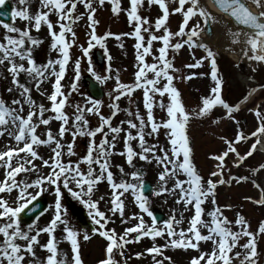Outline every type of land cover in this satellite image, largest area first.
<instances>
[{"label": "snow or ice", "instance_id": "6c2138e0", "mask_svg": "<svg viewBox=\"0 0 264 264\" xmlns=\"http://www.w3.org/2000/svg\"><path fill=\"white\" fill-rule=\"evenodd\" d=\"M107 2L114 15L125 13L131 29L129 32L118 35L106 32L102 36L96 34L98 21L95 13L98 7L105 5L106 0H38L39 9L35 13L29 11V0H19L22 9H13L11 15L14 19L18 17L26 22V26L21 29L8 23L3 24L6 31L0 37V66L7 72L10 80L11 86L7 91L14 95L10 103L0 99V137H4L6 133L10 140V144L5 145V150H0V194L15 191L16 196L13 206L4 195H0V264H83L79 254L78 233L64 219L61 188L89 209L88 215L94 225L92 232L98 233L106 241L105 258L98 264H120L115 259L116 255L121 257L123 264H127V259L124 258L126 246L138 243L141 237L150 238L153 244L145 252H136L134 255L140 258L146 253L151 264H165L166 261L172 264L171 258L164 254V250L168 248L195 250L198 255L191 257L189 264H257L256 239L258 235L264 234V221L259 223L255 233L249 230L247 221L239 213L234 221H230L224 216L222 207L217 205L216 189L218 185H230L233 182L240 184L250 178L233 175L227 167L226 158L231 154L234 157L232 166L240 167L257 150V145L264 137V107L257 105L255 109H249L258 123L254 131L245 134L234 117L242 101L229 104L222 98L217 53L198 41L202 31L211 32L210 25L224 23L230 45H241L239 50L247 60L264 63V0H213L231 18V25L209 11L203 0H128L126 8L121 7L120 0ZM3 3L4 0H0V4ZM145 3L157 8L158 14L151 21L149 17L140 15V9ZM78 6H82L83 11L78 13ZM253 7L255 12L252 11ZM176 14L180 15L181 21L177 30L171 31L168 20ZM53 16L54 21L51 19ZM197 16L200 20L193 22ZM81 20L85 21L89 29L87 46H80L84 57L89 56L90 49L99 46L105 50V55L110 60L104 44L109 36H114L117 41L122 36L134 39V80L122 83L119 75L115 77V86L108 93L111 103L108 105L110 114L107 116L101 111L102 101L91 95L86 96L82 102L71 103L69 100L72 92L77 91L76 81L80 78L81 63L79 57L73 61L75 79L67 93L61 83L72 58L70 49L77 39L74 25ZM42 26L46 27L50 38L49 52L54 51L57 56L44 63H37L32 53L42 40L35 38L31 32H39ZM154 42H158L159 46L154 48ZM184 47L190 51L197 48L204 50V56L184 67L198 68L204 61H208L210 72L207 75L214 83L209 95L201 97L200 105L192 111L185 109L173 81L181 78L187 80L197 73L183 77L173 75L179 70L172 62L174 57L169 58L170 50L176 52ZM228 50H232L231 47ZM147 57H151L152 62L149 63ZM111 71L109 64L106 72ZM88 72L100 84L111 78L110 75L101 76L94 72L91 61ZM199 75L203 76L205 73ZM21 77L24 82H21ZM46 82L50 90H42V85ZM260 87L264 88V85ZM33 90L48 102L47 105L33 99ZM136 90L142 93L143 114L139 105L134 111L125 108V118L113 125V119L121 111L118 101L121 97H127L131 104V97ZM252 91L256 89L253 88ZM247 99L248 95H245L243 100ZM217 106L224 109L223 118L233 121L237 128L232 139L220 137L225 147L218 154L209 156L216 163L205 179L192 163L187 126L191 118L208 117ZM68 108L72 111L69 112ZM154 108H159L165 116L157 120ZM93 116L98 118L95 127L90 125V118ZM53 122H58L55 132L51 127ZM211 122L216 124L219 119ZM42 126L44 130L37 134ZM161 130L166 138V146L161 145L158 140ZM66 134L71 137L70 141H65ZM77 137L87 138L86 151L79 156L74 148ZM252 138H255L254 142L241 155L235 145ZM117 144H121L118 152L114 151ZM40 146H47L50 150L47 159L38 153ZM114 155L123 157L130 167L134 166L135 159L159 166V189L154 190L153 195H174V203L181 205L183 211L191 212L187 227H180L185 222L183 211L179 218L173 214L162 223L158 222L143 191L142 172L126 174L124 168L117 165L122 177L128 175L139 183L123 178L119 181L114 179L110 170V161ZM64 157L68 159L65 160ZM72 157L78 158L72 160ZM43 168L47 172H42ZM261 171H264V163L253 168L251 175L255 176ZM21 174H35V178L18 180L17 177ZM101 182H106L111 190L108 201L110 206L106 211L98 208L99 201L92 200L94 189ZM252 183L264 193V186L255 179H252ZM30 189L34 192L29 191ZM45 191H51L55 196L50 220L43 227L37 226L36 220H33L22 228L20 214ZM126 195L133 198L139 209L128 217L124 215ZM100 199L103 200L104 197ZM245 199L250 200L251 197ZM206 202L212 206L206 213L207 220L203 218ZM254 202L264 205V195ZM145 214L151 218L150 223L145 222ZM117 215L121 224L130 220H135L136 223L125 227L118 234L114 228L106 227L114 222L112 217ZM61 226L63 238L70 243V262L67 254L59 250L60 241L54 235ZM41 233L47 237L44 244L39 240ZM242 237L247 240L240 244ZM83 238L87 240L89 237L85 234ZM156 238L162 239L164 243L157 245ZM201 242H210V249L201 251ZM237 247L239 251L235 250ZM37 248L46 252L43 259L37 257Z\"/></svg>", "mask_w": 264, "mask_h": 264}, {"label": "rangeland", "instance_id": "374dc122", "mask_svg": "<svg viewBox=\"0 0 264 264\" xmlns=\"http://www.w3.org/2000/svg\"><path fill=\"white\" fill-rule=\"evenodd\" d=\"M15 9L17 11L22 9V5L19 3V0H12ZM120 4L122 8L128 7V0H120ZM39 9L38 0H29V11L30 13H35ZM83 11L82 6H78V13ZM77 13V14H78ZM157 8L155 6L149 7L146 5L140 9V15L149 17L150 21L157 16ZM54 21L55 17H51ZM95 19L98 21L96 25V34L98 36H102L106 32H110L113 34H121L129 32L130 26L127 23L126 15L124 12H121L117 15H114L111 12V5L107 2L103 7H98L97 12L95 13ZM196 20H200V17L197 16L194 18ZM181 21V17L179 14L172 15L168 20V27L171 31H176L178 25ZM12 25L23 29L26 26V22L21 21L18 17L13 20ZM5 29L3 24H0V37H3L5 34ZM74 31L76 32V43L70 49L71 60L67 66V70L65 73V77L62 80V84L64 85V90L67 93L72 87V82L75 79V73L73 71V61L79 57L81 60L80 63V78L76 81L77 91L72 92V95L69 97L71 103L82 102L86 96H89V91L86 87V83L84 81L85 76H91L88 72L89 61H91V66L93 71L98 75H110L111 78L105 81L102 86L105 91V96L101 100L102 108L101 111L104 115H109L110 111L108 105L111 103V98L108 95L112 91L115 86V77L119 75L120 81L122 83H131L134 80V72L136 68L135 64V50L133 48L134 39L130 37H121L120 41H117L114 36H109L105 41V47L107 49L108 56L111 57L109 60L105 55V50L100 48L99 46H95L89 51V56L84 57L80 51V46H87L88 43V32L89 29L86 27V23L84 20L77 22L74 25ZM31 34L37 38L41 39L42 43L34 48L32 53L37 63H44L49 58H56V52H49L50 46V38L47 36L46 27L42 26L39 32L33 30ZM159 34V33H157ZM14 35V34H12ZM199 42V41H198ZM154 48L159 46L158 42H154ZM99 49L104 53L105 61L102 65H99L95 51ZM215 52V51H214ZM218 61V76L222 79V90L221 95L222 98L228 102L229 104H235L237 102H241L240 108L237 112L234 113V117L236 121H239V127L244 131L245 134H249L255 130L257 127V119L255 118L252 111L249 109H255L257 105L264 107V88L262 90H258L259 86L264 85V66L259 63H255L254 66L249 65L247 63L236 64L235 60L228 55L223 53H219ZM205 52L203 49H194L190 51L187 47L181 48L180 50L173 52L169 51V58L172 59L174 67L179 71L173 73L176 76H188L191 73H197L196 76L190 79H176L173 81L174 86L178 89L180 93V98L186 110L192 111L197 109V107L201 103V97L208 96L210 92V88L214 86V83L211 81L210 76L207 73L210 72V66L208 61H204L202 66L198 68H185L186 64L194 63L195 59H199L204 56ZM150 63L152 62L151 57L146 58ZM111 65V73L106 72V68L108 65ZM254 69V70H253ZM199 73H205V75L201 76ZM21 82H24V78L21 77ZM259 85V86H258ZM10 80L8 78L7 72L4 70L2 66H0V99H4L7 103H10L13 98V93H9L7 88L10 87ZM255 88L256 91H252ZM43 89H49V84L46 82L42 85ZM250 93V95H249ZM248 95L247 100H243V97ZM32 97L37 101V103H45L47 105V101L39 95L38 92L33 90ZM157 99H159L157 97ZM250 99V100H249ZM132 103H129V98L121 97L118 101L121 111L117 114V117L113 119V125L119 123L121 119H124L126 113H124L125 108H130L131 110H135L137 105L140 106V110L143 114L144 110L142 107V93L140 90H136L133 96L131 97ZM165 102H167V97H165ZM69 112L72 111L71 108L67 109ZM224 109L222 107H215L208 117L204 118H196L193 117L190 119L187 126V135L189 137L190 146L192 148V163L198 172L206 179L211 170H213L215 161L209 159L211 154H218L220 151L224 149V145L220 140V137L223 136L227 139H232L234 137V133L236 131L237 125L228 119L223 118ZM154 116L157 120H160L165 116V113L161 111L159 108H154ZM214 119H219V122L213 124L211 121ZM58 122H53L51 127L55 132L57 128ZM98 118L91 117L90 125L92 127L97 126ZM43 126L37 130V134H40L43 131ZM6 134V133H5ZM71 137L66 134L65 141H70ZM159 143L161 145L166 146V138L163 135V130H161V134L158 137ZM255 138L249 139L245 142H241L240 144L235 145L240 154H244L249 146L254 142ZM99 141V135L97 136V142ZM151 142V141H150ZM86 143L87 138L77 137L74 148L76 153L79 155H83L86 151ZM10 140L6 143L0 142V150H5V145H9ZM258 148V146H257ZM121 144H117L116 149L114 151H120ZM38 153L43 156L45 159L50 155V150L47 146H40L38 148ZM78 157H72V160H76ZM65 160L68 157H64ZM234 157L230 154L229 157L226 158V164L228 169L231 171L233 175H244L249 176L250 178L246 181H242L240 184H236L233 182L232 184H226L225 186L218 185L216 189V201L217 205L222 207L223 214L230 221H234L236 218V214L239 213L241 216L245 218L249 225V230L254 233L258 229V225L261 221H264V205H260L255 203L260 199L261 195L264 193L261 192L260 189L256 188L252 179H255L257 183L264 186V171L257 172L255 176L251 175V170L253 168L258 167L260 163H264V151L257 149L254 151V154L251 157H248L242 166L233 167ZM35 163L39 164L40 161H35ZM110 170L113 172L114 179L119 181L121 178L133 183H139L138 180H132L130 176L124 175L121 176L119 172V168L117 165L124 168V172L131 173L133 171H140L143 173L141 179L147 178L150 179L154 185L155 190L159 189V181H158V172L160 171L159 166L154 163H147L144 161H140L138 159L134 160V166L130 167L125 162L124 158L119 155H114L110 161ZM2 171V170H0ZM42 172H47L46 168L41 169ZM227 177V173H226ZM35 178V174H21L17 177L18 180H31ZM183 179V177H181ZM171 183V182H170ZM29 191H33L30 189ZM110 188L106 182L99 183L95 189L94 194L92 196V200L99 201L98 208L101 211H106V209L110 206L108 201L110 200ZM4 195L5 199L8 200L10 205H13L14 197L16 196V192L14 191L11 194H0ZM41 196H45L48 199L50 209L46 211L41 217L36 219V224L39 227H43L50 220L51 215L54 209V193L51 191H45ZM100 197H104L103 200ZM246 197H251V199H245ZM174 195L171 194H162V195H153L150 199L148 198V203L150 210L152 209H161L166 213L168 218L175 214L177 218L181 211H183L181 205H177L174 203ZM125 208L124 215L126 217L131 216L133 213H137L139 209L135 206L134 200L131 196H127L124 198ZM61 203L65 212L68 213L67 216H64V219L67 220L68 225L73 228L78 233V244H79V253L82 256L83 262L86 264H93L96 260L102 259L104 257L103 249L106 241L104 238L100 237L97 234L92 232L94 225L91 222V218L88 215L89 209L85 208L78 200L74 199L67 190L61 188ZM224 206H231L224 207ZM211 204L206 202L204 204L205 215L204 219L207 220L208 217L206 215L207 211L211 210ZM82 210V211H81ZM75 214V216H74ZM183 215L185 218V222L180 225V227H187V219L191 216V212L183 211ZM114 222H110L106 227L114 228L118 234L122 233L125 227H129L132 224L136 223L135 220H130L125 224H121L119 215L112 217ZM144 220L146 223H150L151 218L146 214L144 215ZM21 227L24 228L27 224H24L20 221ZM233 230H235V226L233 225ZM203 231V230H202ZM88 235V239L85 240L84 235ZM56 239L60 241L58 244V248L63 253L67 254V258L70 262L71 251H70V243L67 242L63 238L62 234V226L58 228L54 233ZM46 234L41 233L39 237L40 243L44 244L46 242ZM247 240L246 237H242L239 241L240 244L245 243ZM155 243L157 245L163 244L164 241L160 238H156ZM153 241L147 237H141L138 243H132L126 246L125 250V259H127V264H151V259L145 253V255L140 258H136L134 253L136 252H145V249L151 247ZM257 246V264H264V234H260L256 239ZM201 251H207L210 249V242H201ZM239 251V247L235 249ZM37 257L43 259L46 255L44 250L39 248L35 249ZM164 254L171 258L172 264H189L190 258L198 255L195 250H183V249H172L168 248L164 250ZM131 257V258H129ZM115 259L120 261V264H123V260L119 255H116ZM117 260V261H118ZM165 264H168L166 261ZM238 264V262H237Z\"/></svg>", "mask_w": 264, "mask_h": 264}, {"label": "bare ground", "instance_id": "6f19581e", "mask_svg": "<svg viewBox=\"0 0 264 264\" xmlns=\"http://www.w3.org/2000/svg\"><path fill=\"white\" fill-rule=\"evenodd\" d=\"M203 3L206 5L207 9L211 11L215 16L222 17L224 22H227L229 25H231V18L227 15H225L220 9H218L210 0H203ZM253 9L256 11V9L253 7ZM213 27V34L210 37L203 36V43H209L210 45H215L221 50L228 53V55L233 58L234 60H245L247 63L252 64L255 63L254 61H249L246 58H244L241 55L240 47L241 45L235 44L230 45L229 39L227 35L225 34V27L224 23H214L212 24ZM205 41V42H204ZM231 47L232 50H228ZM257 54H260L259 52ZM249 55H251V52H249ZM262 64V63H261ZM6 134L4 137H0L1 143H6ZM262 142L257 145L261 151H264V137L261 138ZM8 140V139H7Z\"/></svg>", "mask_w": 264, "mask_h": 264}, {"label": "water", "instance_id": "95a60500", "mask_svg": "<svg viewBox=\"0 0 264 264\" xmlns=\"http://www.w3.org/2000/svg\"><path fill=\"white\" fill-rule=\"evenodd\" d=\"M210 1L213 3V0H210ZM218 9H220V8H218ZM11 11H12V8L8 4H6L5 8H2V9L0 8V13H2V12L6 13V15L8 17H10ZM252 11L255 12V10L253 8H252ZM1 15L2 14H0V18H3ZM210 28H211V32L210 33L208 31H205V32H206L207 35L212 36V34H213L212 25H210ZM100 59H101V55H100ZM89 80H90V89H91L92 93L94 94V96L101 97L102 96V91H101V89L99 87V84L94 82V81H92L91 79H89ZM144 188H145V193L146 194H151L153 192V186H152V184L149 181H145ZM43 208H44V203H42L40 201H36L34 204H32V205H30L28 207V209L25 211V215L26 216H32L34 214L37 215ZM25 215H24V217L27 218ZM157 218L159 219V221H163L164 220V217L161 214H157Z\"/></svg>", "mask_w": 264, "mask_h": 264}]
</instances>
